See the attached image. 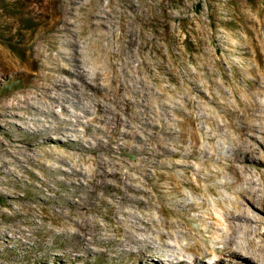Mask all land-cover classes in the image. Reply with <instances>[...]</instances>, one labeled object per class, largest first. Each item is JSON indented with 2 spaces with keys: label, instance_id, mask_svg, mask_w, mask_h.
Wrapping results in <instances>:
<instances>
[{
  "label": "rangeland",
  "instance_id": "1",
  "mask_svg": "<svg viewBox=\"0 0 264 264\" xmlns=\"http://www.w3.org/2000/svg\"><path fill=\"white\" fill-rule=\"evenodd\" d=\"M68 1L0 0V54L20 61L21 67H29L32 73L28 79L12 72L6 78L0 77L1 103L26 96L33 84L50 83V69L65 49L77 51L79 56L73 57L86 69L85 80L91 87L79 86L74 96L68 94L67 112L54 104L55 114L44 118L49 123L43 125L26 124L27 119L9 116L14 110H3L7 116L1 119L7 122H0V264L114 263L118 250L104 245L102 234L96 244L89 245L91 250L78 244L77 234H73L79 224L78 215L84 210H75L72 204L82 201L90 191L91 188L81 185L91 180L92 172L99 165L108 164L130 178L137 176L135 179L140 178L139 184L147 196L154 199L152 208L143 209L144 215L156 217V209L162 207L168 219L176 220L180 216L176 212L179 197L172 193L166 170L159 167L190 165L201 177L213 174L237 155L229 140L235 138L241 118L231 111L246 107L248 101L257 102L264 109V0H76L74 11L67 13ZM72 13L74 46L67 49L61 18ZM104 17L106 26L101 25ZM117 76L124 87L130 86L133 92L138 90L141 94L144 91L143 94L133 99L131 90L122 87L120 95L114 98L113 90L120 83H116ZM125 94L133 100L124 123L127 128L123 126L121 130L130 131L132 136L115 135L117 141L124 139L115 142L105 133L99 135L102 143L96 145L92 138L97 132L95 126L113 129L115 121L110 110L123 107L120 102ZM147 100L154 113L163 109L159 117H164V125L156 116L143 125L145 118H141L140 111ZM96 105L104 109L103 121L91 124L93 115L89 113ZM61 119L71 121L61 125L73 127L78 134H85V139L78 142L74 133L62 137L48 129ZM224 122L229 127L219 130ZM37 127L41 130L36 131ZM150 127L155 133L161 128L170 134L156 133L150 138L146 132ZM257 129L250 132L254 135L250 149L252 156L264 164V134ZM179 130L186 134H173ZM162 145H166L168 154ZM238 145L245 149L247 142ZM148 151L161 152L162 159L149 158L145 154ZM177 151V156L169 155ZM148 165L157 167V172L164 175L149 180L141 177L140 170ZM249 170L258 182L256 172ZM176 172L182 193L198 203H208L207 209L182 217L193 238L203 252L220 250L224 245L219 237L223 225L208 219L201 222L199 217L207 212L220 216L214 203L217 196L208 194L206 188L222 182L224 177L203 182L193 194L184 185L187 179L179 174L180 169ZM225 178L233 181L230 175ZM115 193L112 187L99 190L97 195L102 202H88L91 212L85 213V218L94 220L95 225H104L111 234L115 224L113 215L107 217L106 211ZM217 257L213 252L205 260L213 262ZM149 264L159 263L152 260Z\"/></svg>",
  "mask_w": 264,
  "mask_h": 264
},
{
  "label": "bare ground",
  "instance_id": "2",
  "mask_svg": "<svg viewBox=\"0 0 264 264\" xmlns=\"http://www.w3.org/2000/svg\"><path fill=\"white\" fill-rule=\"evenodd\" d=\"M68 2L69 6L66 8V10L67 13H71L74 11L76 0H69ZM72 17L73 13L69 17L64 16L61 18L63 28L61 30L64 32L63 39L65 40L64 42H66L64 46L67 49L74 46L70 29L72 24L70 18ZM106 22L107 21L105 20V17L102 18L101 25L106 26ZM73 54L79 56L77 51L73 49H71L70 51L65 49L61 53L62 56L60 60H57L58 62L55 64V67L50 69L53 72L49 77L51 78V81H49L50 83L33 84L31 86L32 90L28 91V94L26 96L14 99L15 102H0V122H7L6 119H1L3 116H7V114L4 115L5 113L3 112V110L5 109L14 110V112H10V117L27 119L26 124L31 123L34 126H37L38 124L43 125L48 122L44 118L48 117L49 115L52 116L53 114H55V112L53 111L54 104L61 105L62 110L67 112L68 109L66 108L65 103L69 102L68 94L74 96L76 94V91L79 90V86L91 88L85 80L86 69L83 68V66L81 65V61L77 57H73ZM8 57L9 56L4 53L0 54V77L6 78L8 72H12L15 75H18L25 79L31 77L32 73L29 67H21L20 61L13 60L10 59L11 57ZM129 72L130 71H128V73ZM119 76H117L116 83L120 82ZM75 79L77 81H75ZM122 87L124 86L120 82L114 88V98L120 95ZM69 88L73 90L71 91L69 90ZM128 89H130L131 92L135 95V97L133 96V99L136 98V95L140 93L138 92V90L136 92H133L134 88L132 90V87L130 86H127L126 90ZM51 92H54L55 94L51 95ZM221 98L223 99L224 97ZM133 99L130 96H126V94L124 96L122 95V101L120 102V104H122L123 107L120 108V106H115L112 111L110 110V113L114 116L113 119L115 121V126L112 130L110 128H107L106 125H104V127L103 125L95 126L97 132L92 138L96 145H100L102 143L101 137L99 135L105 133L106 135H108L107 133H109V138H111L115 142H119L121 140L124 141V139H120L117 141L116 137H114L115 135L119 134V136H123L124 138L132 136L130 131L121 129L123 128V126L127 128V126H125L126 124L124 123L127 122L128 110L132 108L131 101ZM116 101L118 100L116 99ZM149 101L147 100V104L144 105L143 109L140 111L141 118H145L144 122L142 121L143 125L145 123L146 125H148V120H152L153 116H156L157 120L159 122H163L164 125V117H159L160 114L163 115V109L159 108L161 109V111L156 110L157 113H154V110H151ZM101 105H96V108L93 112H88L89 114L93 115L91 124L102 123L103 120L101 114L104 109ZM188 113L189 116H192V111L191 113ZM231 113L233 116H238L241 118V125L238 129L235 130V138H229L231 146L234 145V147L231 149L236 150L237 155L229 159L230 162L228 165H226L225 167H220V169L215 171L213 174H209L205 177H201L199 174H196L195 169H193L190 165L173 164L172 166H167L168 164H162V167H159L166 170L165 176L172 185V193L176 195L175 197H179V202L176 204V208H178L179 210L176 209V212L179 211L178 214L180 216H176V220L168 219L164 215L162 207H158L156 209L158 216H145L143 213V209L147 207L152 208V206H154V199L152 197L149 198L146 191L142 188V185L139 184V176V179H135L137 176L135 178H130L127 174L120 172L118 169L108 167V164L105 166L99 165V167L92 172L91 180L86 179V183H83L81 185L91 188L90 191H88L86 197H84L82 201L80 200L79 203L72 204V207H74L75 210H84L83 213H79L78 215L77 221L79 222V224L78 226H76V230L73 233L77 234L78 244L82 246L87 245L83 248L85 250H91V247H89V245L96 244L98 242V236L102 234V242L104 243V245L113 246L114 251L118 250V252L114 255V263L116 264H133V262L137 259L138 264H149L152 260H157L159 264H264V171L261 169L264 168V164L252 156V151L250 149V139L254 137V135L250 132H253L258 128L259 130H261L262 134H264V109H261L257 102L248 101L246 107H241L238 111L232 110ZM26 114H31L33 115V117L28 118ZM166 114L168 113L164 112V115ZM59 121L60 122H56V124L48 127V129L58 135H62V137L66 136L69 132L74 133L77 137L76 141L78 142L85 139V134L80 135L78 134V130L73 129V127L67 128L61 125L63 123H71V121L63 119ZM255 121H258V124H255ZM229 125L230 124L224 122V124L219 127V130L225 129V127H229ZM40 130L41 129L37 127L36 131ZM146 132L150 138L153 137L154 134L157 135L158 133H162L165 135L170 134L168 132H163L161 128L157 129L156 134L155 132H153L151 127L150 129L147 128ZM173 134L177 136H184V134L186 133L182 130H179L173 132ZM190 136L193 140V143H195L196 137L193 131L190 132ZM48 139H50V137H48L47 140ZM242 141L247 142V147L245 149L240 148L241 146L238 145V142ZM68 142H70V140ZM79 146L81 145L79 144ZM90 149L93 148L91 147ZM141 149L140 151L142 152ZM162 149L166 154H168L169 151L167 150L166 145L163 146ZM160 153L161 152L158 153L157 151L150 153V151H148L145 154H149V158H151V156H158L161 158L162 156L160 155ZM178 154L179 152L177 151L171 152L169 155L177 156ZM149 158L147 159L148 161H150ZM177 168L180 169L179 174L184 179H187V183L184 185L188 186L190 188V192L193 194H195L201 188L203 182H213L220 176L224 177V180L222 182H216L214 183V185L208 186L206 188L208 194L217 196V200L214 203L215 206L221 211L220 216H215L212 213L207 212L204 215H200V219L198 218L200 221L208 219L214 224L220 223L223 225V230H219L218 228L217 229L220 231L219 237L221 240H223L224 245L220 250H213L214 254L218 255V257L213 262L205 260V258L209 259V257L212 256L213 252L206 253L201 250L200 246L197 243V239L193 238V233H191V229L188 227L186 220L184 221V219L182 218L183 216H186L187 213L189 214V212H194L197 210L199 211V209H207L208 203L207 201L198 203L197 201L190 199L180 191L181 184L177 176ZM157 169V167H152V165L142 167V170H140V176L149 180L154 178L155 176L164 175L163 173L157 172ZM249 169H253V171L256 172V175L258 176V182L256 181L257 179L254 180L253 172H251ZM192 174L195 175V178H193L194 176L191 177ZM225 175H230L233 178V181L226 179ZM109 187H112L116 192L115 196L110 197L111 199L108 204L110 208L109 210L107 209L108 211H106L107 217L113 215V221L110 220L115 224L114 229L111 231L113 234L108 232L109 230H107L104 225H95L94 220L89 217L85 218V213L91 212L89 209L90 207L88 208V202H92V200H94L93 203H95L96 201L102 202V199L101 197H98L97 192L102 189L108 190ZM225 192L229 194L226 195L224 194ZM70 212H68L69 215L72 214ZM138 213H140L141 216ZM100 252L103 251L100 250Z\"/></svg>",
  "mask_w": 264,
  "mask_h": 264
}]
</instances>
